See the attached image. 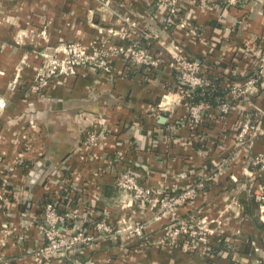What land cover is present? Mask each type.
I'll return each mask as SVG.
<instances>
[{
	"label": "crops",
	"instance_id": "0c3cea01",
	"mask_svg": "<svg viewBox=\"0 0 264 264\" xmlns=\"http://www.w3.org/2000/svg\"><path fill=\"white\" fill-rule=\"evenodd\" d=\"M179 17L193 33L169 25L153 0H0V264H64L36 254L44 242L38 225L47 199H57L60 211H76L77 219L63 222L69 231L82 227L84 215L114 227L142 224L139 238L120 232L81 245L87 264H258L264 170L251 160L264 155V88L249 101L229 96L226 114L211 105L192 129L170 52L176 45L200 71L220 74L228 92L229 83L254 71L264 50V0L236 7L183 0ZM128 22L135 23V34ZM133 38L148 45L155 65L134 68L117 54L110 73L79 66L40 91L31 88L41 55L62 57L59 47L72 42L106 48ZM18 66L19 83L8 91ZM247 116L252 131L238 142ZM100 125L109 127L103 144L80 160L86 132ZM127 167L142 184L167 192L216 174L172 218L115 186L116 173ZM173 221L199 222L209 230L207 241L191 243L183 235L166 243Z\"/></svg>",
	"mask_w": 264,
	"mask_h": 264
},
{
	"label": "built area",
	"instance_id": "2783aa9c",
	"mask_svg": "<svg viewBox=\"0 0 264 264\" xmlns=\"http://www.w3.org/2000/svg\"><path fill=\"white\" fill-rule=\"evenodd\" d=\"M153 1L155 5L162 7L165 11L166 21L169 25L178 24L188 32H194L193 27L179 17L183 0ZM202 1L208 2L210 0ZM223 2L227 7H236L242 5L245 0H223ZM128 29L130 32L132 31V34H135V23L128 22ZM153 37L158 39L159 33H155ZM59 51L63 53V57L44 54L46 60L35 73L31 86L33 90L40 91L44 89L56 76L72 73L74 68L79 66L110 73L111 58L117 54L121 55L125 63L132 65L134 68L139 69L156 64L151 59L148 45L140 43L138 38L130 39V42L126 44L111 45L106 48H87L81 43L72 42L59 47ZM170 56L171 67L175 77V89L182 99L188 98L195 88H206L209 86L212 78L207 76V71H200L194 61L188 60L182 55L178 46L175 45L173 47ZM8 88L14 90L16 88L15 81L10 83ZM259 88H264V50L258 52L256 67L250 75L244 77L241 81L229 83L227 87L228 98L218 103L216 108L221 114H226L230 110L229 96L231 99L241 98L249 101L251 94ZM184 105L187 108V121L192 129H195L201 123L205 111L211 106L205 101L190 104L184 102ZM251 121L248 116L243 119L240 129L236 133L238 142L248 139L252 131ZM108 130V126L100 125L87 131L82 146L77 152V157L82 161L86 160L91 155L93 148L103 144ZM251 163L258 165L261 170H264V155H255L252 157ZM215 174L213 171L209 175H203L198 180L185 185L177 191L167 192L161 188H153L142 184L131 167H127L116 173L114 184L140 205L146 203L157 205L160 214H169L173 218L176 215V209L192 202L204 189L205 182ZM257 200L260 211L264 212V188L257 195ZM78 217L75 210L60 211L57 199L47 201L43 206L42 222L38 225L44 242L36 254L42 258L55 256L63 258L64 264H87L78 258H74L77 247L102 238L114 237L120 232H128L137 238L142 235L143 226L139 222L131 223L128 226L114 227L105 218H94L92 215L90 217L84 215L81 218V222L90 223L93 226L91 232L83 227L75 231H69L63 225L64 221L74 220ZM208 231L199 222L173 221L166 228L164 241L168 244H173L178 237L185 235L191 243H205L208 238L206 237ZM257 250L260 254L258 264H264V248Z\"/></svg>",
	"mask_w": 264,
	"mask_h": 264
},
{
	"label": "trees",
	"instance_id": "16d2710c",
	"mask_svg": "<svg viewBox=\"0 0 264 264\" xmlns=\"http://www.w3.org/2000/svg\"><path fill=\"white\" fill-rule=\"evenodd\" d=\"M219 75L220 74L217 75L216 73L212 72V70H210L208 68V70H207V76L209 78H212L211 81H210L209 86H207L206 88H195L191 92V94H190V96L188 98L183 99V102H187V103L190 104V103H196L198 101H205V102H208L210 105H217L218 103H220L223 100H225L226 98H228L226 89H224L223 87H221V85L219 84L220 81H221V78H220ZM234 81H235V79H234ZM93 128L94 127H92V129ZM92 129L90 127L89 130H92ZM47 201H50V200L47 199L43 203V206H44V204ZM42 214H43V211L41 213V217H42ZM86 224L90 226L91 230L93 229V226L90 223H83L82 224V227L86 229ZM79 247L76 248V253L74 254V258L80 259V256H79V253H78V248Z\"/></svg>",
	"mask_w": 264,
	"mask_h": 264
},
{
	"label": "rangeland",
	"instance_id": "374dc122",
	"mask_svg": "<svg viewBox=\"0 0 264 264\" xmlns=\"http://www.w3.org/2000/svg\"><path fill=\"white\" fill-rule=\"evenodd\" d=\"M3 44L2 43H0V48H2L3 46H2ZM37 53V52H36ZM38 54V53H37ZM42 56V60H41V62L38 64V65H35L36 67H35V72H34V77H35V73L37 72V70L41 67V65L44 63V61L46 60V58H45V56L44 55H41ZM63 57V56H62ZM18 68V69H17ZM16 71H15V73H16V75H14L13 77H11V79H9V81L6 83V89L8 90V91H14V90H10L8 87H9V84L10 83H12L13 81H15V83H16V86H17V83H19V80H18V78H19V76H18V74H17V72L19 71V69H20V67L18 66V67H16ZM34 77H33V80H34ZM32 83H33V81H32ZM31 86H32V84H31ZM1 95H0V106H2V100H1Z\"/></svg>",
	"mask_w": 264,
	"mask_h": 264
},
{
	"label": "water",
	"instance_id": "95a60500",
	"mask_svg": "<svg viewBox=\"0 0 264 264\" xmlns=\"http://www.w3.org/2000/svg\"><path fill=\"white\" fill-rule=\"evenodd\" d=\"M164 118V117H163ZM161 121H162V119H161Z\"/></svg>",
	"mask_w": 264,
	"mask_h": 264
}]
</instances>
